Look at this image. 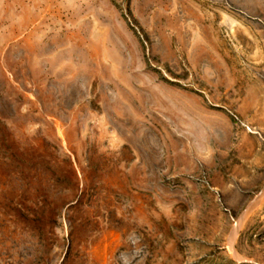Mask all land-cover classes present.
Segmentation results:
<instances>
[{"label": "rangeland", "instance_id": "rangeland-1", "mask_svg": "<svg viewBox=\"0 0 264 264\" xmlns=\"http://www.w3.org/2000/svg\"><path fill=\"white\" fill-rule=\"evenodd\" d=\"M263 193L264 0H0V264H264Z\"/></svg>", "mask_w": 264, "mask_h": 264}, {"label": "bare ground", "instance_id": "bare-ground-1", "mask_svg": "<svg viewBox=\"0 0 264 264\" xmlns=\"http://www.w3.org/2000/svg\"><path fill=\"white\" fill-rule=\"evenodd\" d=\"M248 5H249V4H248ZM250 8H251V6H250ZM253 8H254V7H253ZM263 198H264V193L259 197V199L256 201V203H255L253 206H251V207L248 209L247 212H245L244 216L241 218V220H240V221L238 222V224L236 225V229H235L234 234H233V236H232L231 250L234 251V249H232V248H233V242H234V239L236 238V236L238 235V232H239V230H240V228H241L242 223H243L244 220L247 218L248 214H250V212L256 207V204H259V201L263 200Z\"/></svg>", "mask_w": 264, "mask_h": 264}]
</instances>
